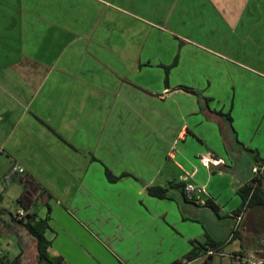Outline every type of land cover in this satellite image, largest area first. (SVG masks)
I'll list each match as a JSON object with an SVG mask.
<instances>
[{"label":"crops","instance_id":"1","mask_svg":"<svg viewBox=\"0 0 264 264\" xmlns=\"http://www.w3.org/2000/svg\"><path fill=\"white\" fill-rule=\"evenodd\" d=\"M163 65L167 83L164 74L146 75ZM192 67L194 84L185 80ZM183 86L208 97L211 111L230 113L227 145L220 117L201 111ZM0 147V177L13 164L29 169L24 187L37 188L26 212L49 208L36 212L48 215L49 250L63 264H134L145 251L150 258L139 264L166 251L170 264L206 235L223 242L211 264L216 255L264 261V207L235 212L236 189L258 175L252 168L264 158V0H0ZM200 156L213 162L205 166ZM20 174L0 190L2 206L12 182L21 181L15 199L24 191ZM259 176L264 189V170ZM207 182L217 198L206 192L194 203L209 196L223 210L217 232L202 224L177 230L199 220L179 184ZM169 184L170 199L147 193ZM225 190L231 205L221 202ZM160 200L171 205L163 210ZM90 216L97 233L80 220ZM2 218L0 256L11 258L18 240L27 242ZM116 236L133 244L125 260L114 252ZM207 249L185 264H201Z\"/></svg>","mask_w":264,"mask_h":264},{"label":"trees","instance_id":"2","mask_svg":"<svg viewBox=\"0 0 264 264\" xmlns=\"http://www.w3.org/2000/svg\"><path fill=\"white\" fill-rule=\"evenodd\" d=\"M169 66H164V80L167 83V75L169 71ZM183 89L195 95L200 104V110L205 112H212L220 117V120L217 121L218 129L221 133V136L227 145L230 141L228 137V133H234V128L232 126V118L230 113L218 111H211L208 102L209 98L202 96L199 92L193 87L183 86ZM261 160L258 165H262L264 163V158ZM107 178L110 181H115L118 177L111 174L107 169L105 170ZM254 176L250 181L244 183L236 189L237 195L240 197V204L235 210L236 213H249L251 209L254 207H264V189H262L261 185V176ZM178 186V184H176ZM173 185L169 184L168 186H156L152 185L147 187V193L157 199H170L168 196L169 188ZM182 187V191L185 199L194 202V199H188L184 193L183 184H179ZM33 190H31L28 186H25L24 191L20 194V196L16 199L17 203L23 208L27 210L33 203L32 198ZM2 195L0 194V219H3L2 216L4 214L9 215V219H7L6 226L11 229L15 237L18 239L26 238V244L21 245L18 240V245L20 247V252L11 258H2L0 256V264H63V258L60 255H53L50 253L51 240L47 237L46 232L49 228L48 223V215L44 217H39L36 211H32L25 214L24 217L19 218L16 214H13L10 210L5 209L2 205ZM205 206L211 208L216 213L219 210L218 205L210 198H206L203 203ZM264 212V209H262ZM249 211V212H248ZM47 214H49V208L47 207ZM243 219V218H242ZM237 235V229L232 231L231 239ZM207 239L204 243H200L197 241H192L193 247L190 252H188L183 259L176 260L171 262L170 264H185L186 262L195 259L199 256V252L205 251L207 248L215 249L216 251L223 244V242H218L212 239L209 235H206ZM208 250V249H207ZM212 255L208 254L206 259L201 264H211Z\"/></svg>","mask_w":264,"mask_h":264},{"label":"rangeland","instance_id":"3","mask_svg":"<svg viewBox=\"0 0 264 264\" xmlns=\"http://www.w3.org/2000/svg\"><path fill=\"white\" fill-rule=\"evenodd\" d=\"M142 2H144V0H142ZM161 54H164V49L163 48H161ZM166 62H168V61H166ZM158 64V63H157ZM162 66V65H161ZM164 66H166V65H163V68L162 67H159V68H154L153 70H149L150 71V73H147V71H145L147 74L146 75H150V74H153V76H156V75H159V76H161V75H163L164 74ZM181 70V69H180ZM180 70H178V71H180ZM151 71H153V73L151 72ZM184 70H182V72H183ZM185 71H187V70H185ZM195 71L196 72H198L199 71V69H194L193 67L191 68V72H192V79H185L188 83L189 82H192V84H194V82H199L200 81V79H194L195 77H194V75H195ZM145 75V76H146ZM197 75V74H196ZM195 75V76H196ZM187 83V84H188ZM208 136V135H207ZM212 138V137H211ZM210 137H208V139L207 140H212ZM179 143H181V141H179ZM178 143V144H179ZM211 143V142H210ZM175 148H176V150L178 149L177 148V146H175ZM186 148H187V150H189V147L188 146H186ZM176 150L174 151V154H176ZM197 160L198 161H200L199 160V158H197ZM201 162V161H200ZM215 166H217L216 164H214ZM17 166H19V167H21L22 169H23V167L21 166V164H17ZM16 166V167H17ZM45 168L47 167V168H49L50 166H47V165H43ZM257 166V165H256ZM53 168V167H52ZM211 168L212 169H214V167L213 166H211ZM216 169H219V167H217ZM29 171V169L27 168V169H25V172H24V169L22 170V172H21V174H20V176L19 177H21V179L23 178V186H22V190H24L23 189V187H24V185L28 182L24 177H29V174L27 173ZM18 171L17 170H13L12 171V175L13 176H15L14 174H16ZM216 172H218L217 170L216 171H213V176H217V173ZM176 174H178V172H176ZM175 174V175H176ZM4 177V175H2L0 178L2 179ZM217 179H215V181H216ZM50 184H54V181H48ZM224 182L225 183H228V177H226V176H224ZM20 183H21V181L19 180V181H17V182H12V184H11V186H8V188H7V191H6V193H5V198H4V201H3V206L7 209V210H10L13 214H16V209H21L26 215H27V212H26V210H24L23 208H21L19 205H18V203L16 202V189H17V187H19L17 184H19L20 185ZM205 185V190H206V192L208 193L209 192V194L210 195H212L213 193H211V191L209 190V187L212 189V190H216V187H214V185L213 184H215V183H210L209 185H208V182L207 183H204ZM211 185V186H210ZM25 188V187H24ZM29 188H31V190H34V189H36L37 188V184H36V182H34V183H32V182H30V187ZM21 194V193H20ZM215 194V193H214ZM212 195V197H214V200H215V198H217V195H216V197H215V195ZM33 194H32V198H33ZM227 196H229V197H227ZM230 196H231V192H229L228 190H225V193L223 194V195H221V197H220V199H221V202H223V203H225V204H229V205H231L232 203L230 202ZM234 197H236V196H234ZM206 198H209V196L208 197H204V196H202V200L204 201ZM79 199H81V197L79 198ZM33 201V200H32ZM161 201V200H160ZM161 202H165V203H162L161 204V206H160V208L161 209H163L164 210V208L165 207H167L168 205H171L170 203L171 202H169V200H166V201H161ZM49 205L50 204H52V207H53V203H51V200L49 199L48 200V202H47ZM189 204V206H188V209L192 212V214H193V216H196V218L197 219H199V220H196V219H190V220H186L184 223H182L181 225H177V230H181V232H188V229L190 228L192 231H195V230H197V229H199V228H201L202 226H201V224L203 225V226H206L207 227V229H208V231H210V232H212V233H216L217 232V230H218V218H220L221 216L219 215V211L220 212H222L223 213V210L222 209H219L218 210V212L216 213L214 210H212L211 208H209V207H207V206H205V205H203V204H201V205H196L194 202H192V201H190V202H188ZM45 206L46 205H43V207L45 208ZM47 207V206H46ZM171 207H174L173 205L171 206ZM44 208H42V209H37L38 210V212L39 213H41V214H44ZM36 210V211H37ZM4 216L7 218V219H9V215L7 214H4ZM191 217L190 218H194L192 215H190ZM44 217V216H43ZM223 217H225V216H223ZM169 220H172V217H170V218H168ZM80 220H82V222H83V224H85V225H88L89 226V228H90V231L92 230V231H94L95 233H97V231H98V229H96L95 227H93V225H91V216L90 217H88V220L86 219V221H83V219L81 218ZM226 221V220H225ZM50 224V223H49ZM111 225V224H110ZM107 225H105V227H106ZM115 226V225H114ZM175 227V226H174ZM165 228V227H164ZM168 228L170 229V227L168 226ZM51 229V227H50V225H49V228L47 229V231H49ZM166 230H167V228H166ZM116 231V230H115ZM79 231L75 228L74 229V231H73V236H74V238H75V240L77 241V243L79 244H82V239L79 237ZM100 238H102L104 241H106L105 239V237L104 236H99ZM125 238V239H124ZM119 237V236H116V240H115V244H116V249H115V251L114 252H118L119 254H122V260H125L124 258V253H125V251H127V250H129L130 248H132V246H133V244H131L130 242H129V238H127V237ZM81 248V247H80ZM82 249V248H81ZM84 249L85 250H88L87 249V246H84ZM137 256V255H136ZM169 253L166 251V252H164V254H161V256H159V257H161L160 259H159V261H156V262H153V264H166V262L169 260ZM8 258V254L6 253V255L5 254H3L2 255V258ZM132 257H135V255L133 254L132 255ZM131 257V258H132ZM137 257H140V258H138V259H135V261L133 260L132 262L134 263V264H139L140 262H143L144 260H143V258H150V254L148 253V252H144L143 253V255L142 256H137ZM142 258V259H141ZM230 261H231V263H233V264H235V263H237V261L236 260H234V259H229V258H227V257H224V256H218V255H216L215 257H214V264H229L230 263ZM122 262H125V261H122ZM143 264H148V263H143ZM150 264H152V262L150 261ZM195 264H197V262H195ZM264 264V263H263Z\"/></svg>","mask_w":264,"mask_h":264},{"label":"built area","instance_id":"4","mask_svg":"<svg viewBox=\"0 0 264 264\" xmlns=\"http://www.w3.org/2000/svg\"><path fill=\"white\" fill-rule=\"evenodd\" d=\"M0 152H1V147H0ZM200 160L202 162L203 165H208L210 162H213L212 159H210L209 157L206 156H200ZM17 164H13L12 168L10 171L6 172L4 174V177L1 179L0 178V190L3 188V186H5L6 184H8V182L11 180L12 177V171L13 170H17L18 173L22 172V168L17 166ZM253 172L255 173H260L264 170V163L259 167V166H255L252 168ZM184 193L186 198L188 199H194L199 197L200 195H203L206 193L205 190V186L204 185H194L192 183H186L184 186ZM25 213L22 210H19L17 212V216L19 218L24 217ZM214 252H216L215 249L209 248L207 250V254H213ZM242 263L243 264H263L264 261L261 259H255L254 255H247V256H242L241 258Z\"/></svg>","mask_w":264,"mask_h":264}]
</instances>
